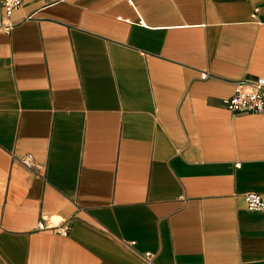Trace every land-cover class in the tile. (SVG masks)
Wrapping results in <instances>:
<instances>
[{
	"label": "crops",
	"instance_id": "1",
	"mask_svg": "<svg viewBox=\"0 0 264 264\" xmlns=\"http://www.w3.org/2000/svg\"><path fill=\"white\" fill-rule=\"evenodd\" d=\"M9 22L0 264H264L243 201L264 204V113L221 105L264 78V0H20Z\"/></svg>",
	"mask_w": 264,
	"mask_h": 264
},
{
	"label": "built area",
	"instance_id": "2",
	"mask_svg": "<svg viewBox=\"0 0 264 264\" xmlns=\"http://www.w3.org/2000/svg\"><path fill=\"white\" fill-rule=\"evenodd\" d=\"M20 7V0H0V31L8 33L11 30L9 17L11 12ZM200 79H205L206 74L199 75ZM232 93L221 100L223 108L231 115H262L264 113V78H256L254 80L237 79L233 81ZM20 164L27 169L40 170L41 166L35 165L29 155L20 159ZM245 209L247 211L258 212L264 210V204L259 195L247 193L243 195ZM37 230H43L42 222H37ZM67 227L63 226L57 229V234H64ZM153 255L144 253L142 259L144 264H150Z\"/></svg>",
	"mask_w": 264,
	"mask_h": 264
}]
</instances>
